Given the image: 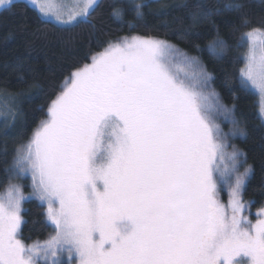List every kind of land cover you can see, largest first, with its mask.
I'll use <instances>...</instances> for the list:
<instances>
[{
  "label": "snow or ice",
  "instance_id": "6c2138e0",
  "mask_svg": "<svg viewBox=\"0 0 264 264\" xmlns=\"http://www.w3.org/2000/svg\"><path fill=\"white\" fill-rule=\"evenodd\" d=\"M31 3L61 26L87 22L97 6L83 0L65 19L41 0ZM246 38L241 84L260 96L264 116V31ZM209 79L196 58L140 36L109 43L74 70L13 166L16 175L31 174L55 235L22 243L26 197L10 184L0 196V264L48 257L60 264L61 253L77 264H264V209L254 223L244 214L251 169L239 172L243 154L225 152L215 116L236 121L214 91H204ZM220 182L229 188L227 204L217 195Z\"/></svg>",
  "mask_w": 264,
  "mask_h": 264
},
{
  "label": "trees",
  "instance_id": "16d2710c",
  "mask_svg": "<svg viewBox=\"0 0 264 264\" xmlns=\"http://www.w3.org/2000/svg\"><path fill=\"white\" fill-rule=\"evenodd\" d=\"M136 5L100 0L87 22L70 27L43 19L24 2L0 11V95L17 99L15 120L0 130V193L12 180L17 150L47 118L65 79L109 43L140 36L172 43L201 60L220 101L232 108L235 126L242 130L234 142L251 169L243 198L253 210L262 209L264 124L257 96L241 84L240 72L245 34L264 31V0H144L142 17L136 16ZM113 8L123 10L121 18L112 14ZM217 40L223 47L213 49ZM23 218L21 240L26 244L44 241L54 232L45 207L35 199L25 203Z\"/></svg>",
  "mask_w": 264,
  "mask_h": 264
},
{
  "label": "rangeland",
  "instance_id": "374dc122",
  "mask_svg": "<svg viewBox=\"0 0 264 264\" xmlns=\"http://www.w3.org/2000/svg\"><path fill=\"white\" fill-rule=\"evenodd\" d=\"M129 1H131L134 4L141 5V3L144 0H129ZM15 2H24V3H27L29 6H31L32 8H34L39 13V11L31 3V0H12V4H14ZM41 2L42 3H45L46 5H48L49 7H51V9L54 12H59L60 14H62L65 17V19H66L68 13L76 10L77 9V6L78 5H81L83 3V0H41ZM99 2H100V0H97V5L99 4ZM7 8H9V7H0V11H3L5 9H7ZM39 15L41 16L40 13H39ZM41 17L43 19H45V20L48 21L47 18H45L43 16H41ZM50 22L53 23V24H55V25H57V26H61V25L57 24L54 19L51 20ZM62 27H70V26H62ZM248 33L245 34L244 39H243V43H242V45L244 47V53H243L244 66H243V68H245V66H246L247 56H248L249 48H250L249 41L246 38ZM115 42H117V41H115ZM115 42H111V43H115ZM166 43H168L170 45H173L175 48L179 49L177 46H175L172 43H169V42H166ZM180 51L183 52L182 50H180ZM183 53H185V52H183ZM257 55H259V50L258 49H257ZM187 56L194 57V56H190V55H187ZM194 58H196L199 61L200 65L203 67L204 71L207 72L206 69L204 68L201 60L199 58H197V57H194ZM89 63H91V60H90ZM176 71H179V70L177 69ZM185 71H189V70L188 69H185ZM181 75H183V73H181ZM209 76H210V79H209L208 85L204 89V91H206V92H208V91H214L215 92V90L213 89V86H212V76L210 74H209ZM248 90H250L251 92H253L257 96L258 106H259L260 105V99H261L260 96L256 93V91L252 90L251 88H249ZM216 95L218 97L219 103L222 104V105H224L220 101V98H219V96H218L217 93H216ZM16 102H17V99L14 98V97H12V96H8V95L5 96L4 94H1L0 95V130H2L6 125H9L11 122H13L15 120V118L17 116V113H16V111L14 109ZM229 109H232V108H229ZM259 114H260V118H261V120H262V122L264 124V116L261 115L260 106H259ZM232 117H233V111H232ZM46 119H48V116H47ZM215 122L219 125V128H220L221 133L224 134L223 142L226 145L225 152L226 153H231L235 149V150L239 151L240 153H242L241 150L236 146V143L234 142L235 139L240 136L239 135L240 132L239 131H236V129H238V127H236L235 124H233L232 120L231 119H225L223 115H219L218 114V115L215 116ZM229 124H231V127H230V129H227L226 127ZM238 167H239V172H243L245 168H249V167H247L244 164L243 155L239 158V165H238ZM250 175H251V171L249 172L248 176L245 178V182H244L243 188L241 190V198H242V201L246 205V211H245L244 214L246 216H248V218L250 220H252V222L254 223L255 220L257 219V214L262 209H264V207L262 209L253 210L251 208V203L248 202V201H246L243 198V191H244L245 185H246V183H247ZM27 181L29 182L28 183V187L30 188V191H26L25 190L26 187H27V185H26V182ZM10 184H18V185H20L21 186V190H22L24 196L26 197V199L24 201H22V203H21V211H20L21 224H20V229H19V232H18V238L21 240V228H22L23 223H24L23 212H24L25 203L28 202V201H30V200H32V199L37 200L42 206L45 207L46 221L54 229V232H53V234L51 236L55 235V228L51 224V222H50V220L48 219V216H47V210H48L47 204L45 202H43L42 200H40L37 196H35V195L32 194L33 193V187H32L31 174L30 173H24L22 175H16V174H14V171H13V168H12V180L10 181L9 185ZM8 186L6 187V189L4 191H2V193H0V196H3L6 193V190H7ZM217 195H218V198L220 199V201L222 203H224V204H227L228 203V199H229V188H228V185L226 183H223V182L218 183V192H217ZM226 198H227V200H226ZM48 239H46V240H48ZM46 240H44V241H46ZM44 241H39V242L43 243ZM22 243H24V242L22 241ZM34 243H31V244L24 243V244L27 245V246H30V245H32ZM52 259H53L52 257H48L47 261H45V259L40 258L37 261V264H52ZM56 259L60 261V264H77V262L75 260L69 261L68 256H67V253H61V254H59L56 257Z\"/></svg>",
  "mask_w": 264,
  "mask_h": 264
}]
</instances>
